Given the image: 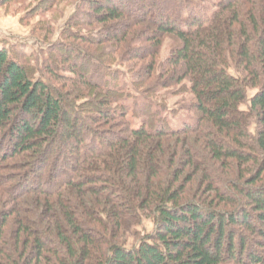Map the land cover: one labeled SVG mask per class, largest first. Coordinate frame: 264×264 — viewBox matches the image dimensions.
I'll return each mask as SVG.
<instances>
[{"label":"trees","instance_id":"16d2710c","mask_svg":"<svg viewBox=\"0 0 264 264\" xmlns=\"http://www.w3.org/2000/svg\"><path fill=\"white\" fill-rule=\"evenodd\" d=\"M80 2L0 40V264H264V0Z\"/></svg>","mask_w":264,"mask_h":264},{"label":"rangeland","instance_id":"374dc122","mask_svg":"<svg viewBox=\"0 0 264 264\" xmlns=\"http://www.w3.org/2000/svg\"><path fill=\"white\" fill-rule=\"evenodd\" d=\"M81 2L80 0H16L9 5L0 6V40L22 48L29 55L37 54L40 50L44 51L46 45L61 41V34L67 25L80 24L81 20L85 19L84 13L87 12V8L85 6L82 9ZM74 29H80L85 34L91 30L78 26ZM95 31L96 29L93 33ZM142 36L143 33H140L138 39ZM175 44L176 41L174 42L171 37L164 38L159 51V62L162 63L169 56ZM107 48L110 50V46ZM96 67L97 65L94 64L93 70ZM179 98V94L171 96L169 105L172 107ZM128 119L132 124L135 123L131 116ZM152 226L151 218L145 217L140 225L134 222L128 225L127 232L129 236L136 232L146 233Z\"/></svg>","mask_w":264,"mask_h":264}]
</instances>
